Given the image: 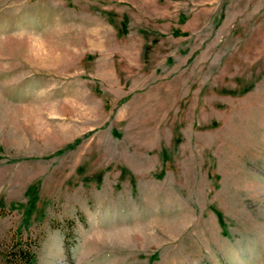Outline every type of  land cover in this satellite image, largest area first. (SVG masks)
<instances>
[{"label": "rangeland", "instance_id": "374dc122", "mask_svg": "<svg viewBox=\"0 0 264 264\" xmlns=\"http://www.w3.org/2000/svg\"><path fill=\"white\" fill-rule=\"evenodd\" d=\"M2 209L35 264H264V0H0Z\"/></svg>", "mask_w": 264, "mask_h": 264}, {"label": "trees", "instance_id": "16d2710c", "mask_svg": "<svg viewBox=\"0 0 264 264\" xmlns=\"http://www.w3.org/2000/svg\"><path fill=\"white\" fill-rule=\"evenodd\" d=\"M7 215L0 210V221ZM40 241L21 234H6L0 237V264H35Z\"/></svg>", "mask_w": 264, "mask_h": 264}]
</instances>
